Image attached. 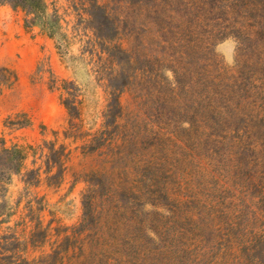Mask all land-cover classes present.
I'll return each mask as SVG.
<instances>
[{
	"label": "rangeland",
	"instance_id": "1",
	"mask_svg": "<svg viewBox=\"0 0 264 264\" xmlns=\"http://www.w3.org/2000/svg\"><path fill=\"white\" fill-rule=\"evenodd\" d=\"M45 2L54 35L0 6V67L17 75L0 96V139L27 153L0 231L21 257L264 264V0Z\"/></svg>",
	"mask_w": 264,
	"mask_h": 264
},
{
	"label": "trees",
	"instance_id": "2",
	"mask_svg": "<svg viewBox=\"0 0 264 264\" xmlns=\"http://www.w3.org/2000/svg\"><path fill=\"white\" fill-rule=\"evenodd\" d=\"M1 5H11L14 8H20L26 14L32 16V21L40 20L44 27L48 28L51 35H54L55 25H53V16L48 13V6L45 0H0ZM97 10L102 11L100 6H96ZM103 12L101 13L102 16ZM102 26L107 27V31H103L100 35L101 40L112 42L117 36V29L114 27L113 20L104 13ZM51 22V23H50ZM114 57L119 58L123 62L124 57L127 56L121 48L113 46ZM129 62V61H127ZM17 82V75L14 71L7 67H0V96L6 89L11 88ZM125 87V83H117L112 86L111 103L107 113L109 126L114 125L116 119L120 115V93ZM65 106L69 110L71 116H78L76 109L68 99L65 101ZM27 160V153L24 147L20 145L8 146L4 139H0V224L6 223L5 218L9 217L10 210L8 204V196L13 184L15 176L21 175L25 162ZM56 162V161H55ZM25 184L31 182H38L37 171L32 170L27 173ZM87 207H85V217L87 215ZM33 243L34 238H33ZM23 244L14 234H8L0 231V264H31L26 259L21 257Z\"/></svg>",
	"mask_w": 264,
	"mask_h": 264
},
{
	"label": "clouds",
	"instance_id": "3",
	"mask_svg": "<svg viewBox=\"0 0 264 264\" xmlns=\"http://www.w3.org/2000/svg\"><path fill=\"white\" fill-rule=\"evenodd\" d=\"M218 51H219V49H218ZM227 62H228V63H231V62H232V58H231V56H229V57L227 58Z\"/></svg>",
	"mask_w": 264,
	"mask_h": 264
}]
</instances>
